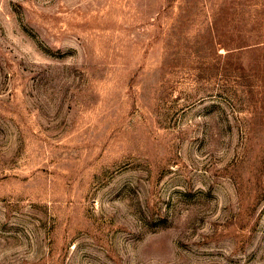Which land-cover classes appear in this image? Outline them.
Here are the masks:
<instances>
[{"label": "rangeland", "instance_id": "374dc122", "mask_svg": "<svg viewBox=\"0 0 264 264\" xmlns=\"http://www.w3.org/2000/svg\"><path fill=\"white\" fill-rule=\"evenodd\" d=\"M0 264H264V0H0Z\"/></svg>", "mask_w": 264, "mask_h": 264}]
</instances>
